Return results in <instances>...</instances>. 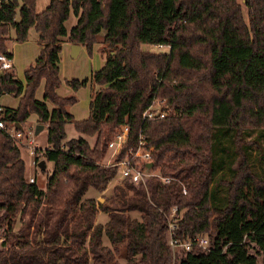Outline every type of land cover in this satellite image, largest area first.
I'll return each mask as SVG.
<instances>
[{
  "label": "trees",
  "instance_id": "obj_1",
  "mask_svg": "<svg viewBox=\"0 0 264 264\" xmlns=\"http://www.w3.org/2000/svg\"><path fill=\"white\" fill-rule=\"evenodd\" d=\"M69 11L75 21L66 30ZM30 26L39 50L23 83L12 68L0 70V95L17 98L0 108V120L21 128L34 113L46 146L33 147V162L50 161L51 170L43 187L28 182L18 146L0 130V264H111L121 249L124 264H264V0H48L38 12L34 0H0V52L9 28L21 42ZM62 41L86 51L98 42L104 56L88 79L66 80L72 91L90 83L79 120L67 111L74 94L55 92ZM156 44L167 50L141 49ZM154 98L165 115L141 120ZM66 122L94 135L92 145L80 136L63 141ZM122 123L127 135L113 160L140 135L152 147L151 169L169 179L122 178L108 203L82 198L115 177V166L100 161ZM172 207L174 238L203 235L205 247L170 248ZM15 211L28 215L29 232L11 231Z\"/></svg>",
  "mask_w": 264,
  "mask_h": 264
},
{
  "label": "rangeland",
  "instance_id": "obj_2",
  "mask_svg": "<svg viewBox=\"0 0 264 264\" xmlns=\"http://www.w3.org/2000/svg\"><path fill=\"white\" fill-rule=\"evenodd\" d=\"M48 0H36L34 3V7H35V12H38L40 10H42L46 5H47ZM237 2L239 4H241V0H237ZM243 10V8H242ZM15 20L17 19V16L14 17ZM75 21V17L73 16V14L69 11L68 17L67 19L63 22L64 28L66 30H68L70 28V26H72L74 24ZM12 31V28L10 29ZM34 29L30 26L27 29L26 32V39L30 40L32 37H34ZM103 31H100L98 33L97 38L100 39V37L102 36ZM8 47L10 46V43L6 44ZM99 47V44H98ZM141 49L142 50H150V51H166L165 47H156L155 45H141ZM74 55H70L69 52L68 53H64L63 51H59V62H58V74H59V80L60 83L58 86H60L61 88H63L64 86H68V84L66 83V78H69L70 76H75V77H81L84 76V61L86 60V57L89 58V68L90 70H95L98 68L99 65V57L103 58L104 56L101 55V53L99 52L98 48H94V46L92 45L89 51H86L85 48L83 47V50L81 52H79L75 57H71ZM14 73L16 72V76L20 77V79H22V65H20L19 63H14ZM87 72V71H86ZM87 74V73H86ZM39 85L38 87H36V91H39ZM38 88V89H37ZM89 88H90V83H89ZM88 85H84V86H79L75 91H71V94H74L76 101L74 103H72L71 105H69L70 110L73 112V114L77 117L80 118V115L78 114H84L86 115V103H87V95H88V91H89ZM9 99V101L4 102V99ZM13 104L14 98L7 94V95H3L0 97V104L5 105L6 103H11ZM34 118V113H29V115L26 118V124H22V127L26 130L30 129L31 127V133H30V137H31V145L32 147H36V148H40L45 142H46V127L44 126V128L42 127L41 129L35 131V129L33 128L34 123L32 124V120ZM27 124H31L30 127ZM39 124V123H38ZM82 137L84 138L88 145L91 146L93 141H94V135L93 136H87L84 135L82 133H78L77 131L74 130L72 124L70 122H66L64 125V138L63 140H67L70 138H76V137ZM25 143H23V145H19V151H20V157L22 158L23 162H24V174H28L32 171L30 164H29V153L28 152V147L24 146ZM27 148V149H25ZM48 165V164H47ZM46 165V166H47ZM38 170V169H36ZM120 180V178H117L116 176L111 179L108 184L106 185L105 189L102 192H96L94 191L93 188L89 187L87 188V190L84 192V194L82 195V198H86V197H93L95 201L97 202H106L108 203V201L112 198V188L114 186V184L118 183ZM42 181V178L39 175V179L38 182L40 183ZM41 184V183H40ZM39 184V185H40ZM41 186V185H40ZM133 214V213H131ZM107 216L105 213H101L100 211H98V213H96L94 220L98 221V222H104L106 220ZM10 228L12 232H17L20 230H26L28 228V232L30 231L31 227H28V215L26 213H19L18 211H15L14 214L11 216V223H10ZM3 233V236L5 235L4 232H0ZM102 242L103 244L107 245V239L103 236L102 238ZM87 264H91V262L89 261V263ZM111 264H124V255H123V251L122 249L119 250L118 254H116L114 256L113 261L111 262Z\"/></svg>",
  "mask_w": 264,
  "mask_h": 264
},
{
  "label": "built area",
  "instance_id": "obj_3",
  "mask_svg": "<svg viewBox=\"0 0 264 264\" xmlns=\"http://www.w3.org/2000/svg\"><path fill=\"white\" fill-rule=\"evenodd\" d=\"M156 47H163L160 44H156ZM167 50V47H165ZM7 52V51H6ZM11 68V60L8 53L0 52V70ZM163 99H152L150 103L141 112V120H153L161 118L165 115L167 107L163 106ZM0 130L5 132L13 142L19 146L23 143L30 144L31 137L30 131L19 128L13 124H4L0 120ZM127 126L122 123L117 128L114 129L111 137L106 143V154L103 160L100 161L103 165L115 166L116 177L117 178H127L134 184H144L145 178L154 175L160 178L162 181H167L169 177L160 176L156 171L151 169L153 162L150 159V153L152 147H144V140L139 135L137 144L133 150H128L120 159L113 160L114 155L120 148L121 144L126 139ZM30 152H32V147L28 146ZM151 162V166L147 167L146 163ZM28 182H32L33 178L28 177ZM184 192V189H182ZM174 207L171 208L170 212L166 215L167 221V243L171 249L180 247L183 250H189L192 245H197L200 247H205L207 244V239L203 235H196L184 241H178L174 238V231L176 228L175 222L173 220ZM3 233H0V250L3 248Z\"/></svg>",
  "mask_w": 264,
  "mask_h": 264
},
{
  "label": "crops",
  "instance_id": "obj_4",
  "mask_svg": "<svg viewBox=\"0 0 264 264\" xmlns=\"http://www.w3.org/2000/svg\"><path fill=\"white\" fill-rule=\"evenodd\" d=\"M36 0H34V3H35ZM34 11L35 10V7H34ZM15 16H17V14H15ZM14 16V17H15ZM18 18V16H17ZM15 19V18H14ZM11 28L8 29V39L5 41V48H6V51L7 53L9 54L10 56V60H11V68L14 69V63H19L20 65H22L23 67H26L28 64L32 63L34 61V59L36 58L37 56V53H38V50H39V45L38 43L36 42V32L34 33V37H32L30 40H27L25 38V40L21 41V42H16V41H13L12 39V36H13V29L12 31L10 30ZM7 43H10V46L8 47L6 44ZM70 44L69 42H65V41H62L61 44H60V48H59V51H63L64 53H68L71 55L70 53ZM98 42L97 43H94L93 46L94 48H98ZM78 49L76 51V53L74 54V56H71V57H75L79 52H81L83 50V46L79 45L78 44ZM102 55V54H101ZM58 56H59V53H58ZM103 56V55H102ZM103 61H104V57L101 58L99 57V65H98V68L100 66H102L103 64ZM59 62V60H58ZM89 62V58L86 57V60L84 61V76H81V77H75V76H70L69 78H66V80L68 79H76V80H82V79H88L89 78V75H90V68H89V65L88 64ZM91 67V65H90ZM57 68H58V63H57ZM97 68V69H98ZM23 69L22 68V72H23ZM96 70V69H95ZM87 71V72H86ZM93 71V70H92ZM87 73V74H86ZM57 74H58V71H57ZM15 76H16V72H15ZM17 77V76H16ZM22 77H23V73H22ZM58 77H59V74H58ZM17 79L20 81V82H24V78L20 79V77H17ZM84 85H88V88H89V82L87 81ZM83 85V86H84ZM39 91L37 92L36 90L34 91V97L37 99V100H41V96H42V80L40 81L39 83ZM38 87V86H37ZM38 89V88H37ZM71 91L72 89L69 87V86H64L63 88H61L60 86H57L55 88V92L57 95H60V96H64V95H68V94H71ZM75 91V90H74ZM3 95H7V94H1V96ZM14 98V101H13V104H12V101L11 103H6L5 105H2L0 104V108L2 107H5V108H14L16 106V103H17V98L16 97H13ZM89 98H90V88H89V91H88V95H87V103H86V109H87V105H88V101H89ZM9 101V99H4V102H7ZM46 106L48 109L51 108V105L46 102ZM67 111L71 114L72 118L75 119V120H79V119H83L87 116V110H86V115L85 113L84 114H78L80 115V118L75 116L73 114V112L70 110L69 106L67 107ZM26 120H25V124H26ZM32 124L34 123V126L33 128L35 129V126L38 124L36 122V117L34 115V118L31 122ZM29 127L31 124H27ZM41 125V124H40ZM65 125V124H64ZM44 128V125H41V128ZM27 129V128H26ZM31 133V127L30 129H28ZM63 130H64V126H63ZM36 131V130H35ZM29 133V134H30ZM65 141V140H63ZM32 143V141H31ZM31 143L29 144L31 147ZM28 144L25 143L24 146H29ZM46 146V142L40 147V148H44ZM20 147V146H19ZM33 148V147H32ZM36 148V147H34ZM27 149V148H25ZM29 149V147H28ZM19 150V148H18ZM29 153V157H30V160H29V164H30V167L32 169V171L28 174H24V169H23V176L24 178L27 180L28 177H32V178H36V181L38 184H40L41 186L40 187H43L44 185V180H45V176L48 175L50 173V170H51V162L50 161H46V162H43V168H45V172L41 173L39 172V167L37 166V163L34 164L33 162V158H32V152H30V149L28 150ZM19 156H20V151H19ZM21 158V157H20ZM22 159V158H21ZM23 161V160H22ZM48 164V165H47ZM47 165V166H46ZM23 167H24V162H23ZM38 169V170H36ZM39 175L40 177L42 178V181L39 183L38 182V179H39ZM98 213V212H97ZM103 213V212H101ZM95 222H98V221H95ZM99 223H103V222H99ZM89 263V262H88Z\"/></svg>",
  "mask_w": 264,
  "mask_h": 264
},
{
  "label": "water",
  "instance_id": "obj_5",
  "mask_svg": "<svg viewBox=\"0 0 264 264\" xmlns=\"http://www.w3.org/2000/svg\"><path fill=\"white\" fill-rule=\"evenodd\" d=\"M78 47H79L78 44H75V43H71V44H70V53H71V55H74V54L76 53ZM14 126L19 127V125H18L17 123H15ZM39 129H41V125H40V124H37V125L35 126V130L37 131V130H39ZM37 166H38L39 168H43V160H39V161L37 162ZM146 166H147V167L151 166V162L146 163Z\"/></svg>",
  "mask_w": 264,
  "mask_h": 264
}]
</instances>
